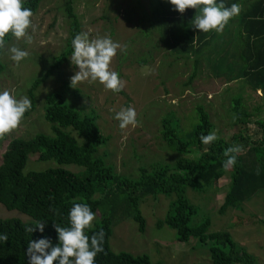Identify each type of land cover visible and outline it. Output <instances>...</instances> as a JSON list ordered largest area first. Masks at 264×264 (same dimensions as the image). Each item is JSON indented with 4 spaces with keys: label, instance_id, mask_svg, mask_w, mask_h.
<instances>
[{
    "label": "trees",
    "instance_id": "trees-1",
    "mask_svg": "<svg viewBox=\"0 0 264 264\" xmlns=\"http://www.w3.org/2000/svg\"><path fill=\"white\" fill-rule=\"evenodd\" d=\"M45 1L23 0V6L31 8L35 15ZM75 1L63 0L64 11L70 21L67 46L54 58L44 76L31 85L29 93L32 107L22 120L35 111V89L61 68L71 54V40L81 32V24L75 13ZM154 2L159 4L153 12L158 15L156 21L159 22L161 40L177 60L194 57L189 84L198 77L207 51L210 55L214 52V55L204 60L209 70L223 74L222 50L217 49L220 34L215 30L205 33L194 28L193 18L200 14V8H188L180 13L167 1ZM260 2L264 3V0ZM224 4L227 5V0H224ZM259 17L262 23L264 14L261 13ZM246 18L257 19L254 14ZM246 30L242 38L245 46L256 47L257 43L262 44L263 33ZM252 37H256L255 43L252 42ZM14 38L9 34L6 42H12ZM207 39V42L212 43L197 47ZM3 53L4 50H0V77L5 72L1 61ZM244 59L247 68L244 69L243 79L253 91L262 90L264 96V63L247 64V58ZM65 94L64 90L55 91L45 98L44 116L51 124L52 135L39 133L30 139H12L2 156L0 204L9 211L16 210L29 216L31 220L25 222L19 218H0V234L7 236V240H0V264H28L25 251L29 240L47 236L53 244L57 243L54 224L68 226V211L73 203L78 202L88 203L95 214H101L100 221L87 230L89 235L101 229L105 233L104 251L97 255L96 264H159L153 263L146 254L113 252L110 239L114 224L122 217L133 218L140 233H144L146 221L140 206L145 198H158L161 195L173 197V200L164 220L158 222V227L167 226L175 230L179 242L198 240L200 244L207 246L214 264H256L255 257L239 246L229 232L211 233L209 219L192 223L198 208L189 201L186 190L190 188L198 194H206L217 186L227 172L222 167L223 161L227 159L224 155L226 149L239 145L241 151L232 167L229 191L220 214H225L229 209L240 210L244 203L264 192V118L254 120L257 116L255 114H259L261 109L250 111L243 96L233 99L232 124L236 127V132L232 140L218 137L209 145L200 142L201 134L207 135L215 128L211 115L204 107L200 106L197 110L198 124L183 137L179 134L178 121L164 119L162 137L167 146L182 157L173 165L153 163L140 167L138 177L133 178L120 174L108 161L107 155L101 153L109 137L104 135L98 123V113L95 110L86 112L73 104L71 106ZM252 123L259 125L263 131L258 140H251L249 135L246 136L248 125ZM9 134L10 132L0 137V148ZM32 154L37 155L40 162L54 161L57 166L26 173L25 168ZM65 166H76L81 171L73 172L64 168ZM40 220L45 223L43 233L38 230L28 231L29 227L35 228ZM54 264L57 262L54 261Z\"/></svg>",
    "mask_w": 264,
    "mask_h": 264
},
{
    "label": "rangeland",
    "instance_id": "rangeland-1",
    "mask_svg": "<svg viewBox=\"0 0 264 264\" xmlns=\"http://www.w3.org/2000/svg\"><path fill=\"white\" fill-rule=\"evenodd\" d=\"M75 3L81 32H88L90 39L109 35L126 46L124 51L118 50L111 61V68L119 73L124 82L123 93L105 89L98 81L90 80L78 82L72 87L70 77L78 66L71 63L69 55L61 68L35 89V111L10 132L0 148V164L12 139H30L39 133L52 135L51 124L44 116L45 98L61 90L66 91L65 98L71 106L98 113V123L104 135L109 137L101 153L107 155L108 161L120 174L128 177L137 178L140 167L153 163L173 165L182 157L169 148L162 137V122L166 118L179 122V134L183 137L198 124L197 110L200 106L204 107L211 115L217 137L232 140L236 132L232 124V98L236 100L239 95H245V104L252 111L255 96L248 94L246 89L228 93L222 74L209 70L205 61L201 63L198 77L189 84L194 57L177 60L161 40L159 22L156 21L158 15L153 12L159 4H155L154 0H76ZM31 20L35 26V31L31 27L28 29L31 43H26L23 38H14L6 43L1 57L5 72L0 77V89L13 90L18 98H30L31 85L44 76L54 58L65 50L70 36V21L66 17L63 0H46ZM12 45L29 53L18 64L10 59L7 52V47ZM127 106L135 108L139 123L121 129L119 121L114 118L115 113ZM255 115L254 120L264 118V113ZM248 128L246 136L249 135L251 140H258L263 135L256 123L248 125ZM56 166L54 161L40 162L38 156L32 154L25 172L44 171ZM64 168L81 171L76 166ZM231 172L232 168L228 169L218 185L206 194L187 188V198L198 208L192 223L209 219L211 233L229 232L239 246L256 257V264H260V250L264 251V222L261 220L264 219V192L244 203L240 210L229 209L221 215L220 208L229 191ZM172 200L173 197L162 195L145 198L140 206L146 221L144 233H140L133 218H119L110 239L113 252L146 254L153 263L159 264H214L207 246L198 240L179 242L175 230L167 226L158 227V222L166 217ZM0 218L31 220L19 211H9L2 204ZM100 219L98 212L92 225Z\"/></svg>",
    "mask_w": 264,
    "mask_h": 264
},
{
    "label": "clouds",
    "instance_id": "clouds-1",
    "mask_svg": "<svg viewBox=\"0 0 264 264\" xmlns=\"http://www.w3.org/2000/svg\"><path fill=\"white\" fill-rule=\"evenodd\" d=\"M174 6V10L183 13L188 8H200V14L193 18L195 29L205 33L210 30L222 32L230 19L241 12L239 3H231L225 6L224 0H167ZM34 15L29 7L23 6V0H0V50L6 47V36L9 34L17 40L23 38L26 43H31L32 36L28 32L31 27L35 31L31 17ZM119 41H115L109 35L91 38L88 32H79L71 40V63L78 66V70L70 77L73 87L81 81H98L105 89L120 92L124 88V82L117 71L111 68V61L117 55L118 50L124 51ZM10 59L17 64L25 59L29 53L16 45L7 47ZM32 107V101L28 96L17 97L13 90L0 89V137L11 132L20 124L25 113ZM119 127L125 129L129 125L136 126L137 113L134 107H122L115 113ZM215 131L207 135L201 134L200 142L209 145L217 140ZM241 151L239 145L230 146L224 155L222 167L225 170L232 168L237 162V154ZM68 226L54 224L57 233V243L53 244L51 238L41 236L38 239L28 241L25 251L28 264H96V257L104 251L105 233L101 229L88 234V229L93 225L95 212L88 203H73L68 211ZM38 230L43 233L45 223L41 220L35 228L29 227L28 231ZM0 240H7V236L0 234Z\"/></svg>",
    "mask_w": 264,
    "mask_h": 264
},
{
    "label": "crops",
    "instance_id": "crops-1",
    "mask_svg": "<svg viewBox=\"0 0 264 264\" xmlns=\"http://www.w3.org/2000/svg\"><path fill=\"white\" fill-rule=\"evenodd\" d=\"M231 1L232 0H227V5L225 4V6H230ZM237 3L241 5L242 10L240 14L230 19L222 32H217L220 34L217 38V40H219V42H217V49L222 50L221 59L223 66L222 78L225 82L224 88L228 93L233 92V90L240 91L244 89H246L247 93L249 92L248 94L253 93L255 96L253 109H261L259 113H264V96L262 90L253 91L242 77L244 76V69L247 68V65L244 63L245 57L248 61L247 64L264 63V39L262 44L257 43L256 47L245 46L242 40L246 29H249V31L253 33L264 34V18L261 19L262 23L259 21V18H261L259 17L260 14H264V3H261L260 0H237ZM252 14H254L257 19L246 18V16ZM254 38L256 37H252L251 40L255 43L256 41H254ZM204 41L201 44L199 43L197 47L204 46L206 43H212V41L207 42L208 39L205 42ZM212 55H214V52L210 55L209 51H207L206 56L203 59L205 60L206 57ZM261 220L263 222L264 219ZM260 252V264H264V251L260 250Z\"/></svg>",
    "mask_w": 264,
    "mask_h": 264
}]
</instances>
